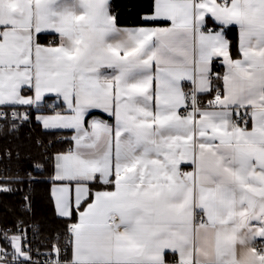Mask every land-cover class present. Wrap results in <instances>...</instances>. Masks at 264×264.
I'll return each mask as SVG.
<instances>
[{"label": "snow or ice", "instance_id": "6c2138e0", "mask_svg": "<svg viewBox=\"0 0 264 264\" xmlns=\"http://www.w3.org/2000/svg\"><path fill=\"white\" fill-rule=\"evenodd\" d=\"M139 8L0 0V264H264V0Z\"/></svg>", "mask_w": 264, "mask_h": 264}, {"label": "trees", "instance_id": "16d2710c", "mask_svg": "<svg viewBox=\"0 0 264 264\" xmlns=\"http://www.w3.org/2000/svg\"><path fill=\"white\" fill-rule=\"evenodd\" d=\"M142 0H112L117 11H119V20L124 26H133L139 24V3ZM129 7L132 8L128 11ZM234 35V34H233ZM24 167L28 166L27 157L25 156L21 162ZM16 162H12L13 171H15ZM3 164H0V173H2ZM41 179H44L43 177ZM18 187V185H17ZM21 193L15 195L0 194V220L11 222L14 217L7 212L9 207L16 205L20 201ZM34 209L35 218L43 226V234L47 235L62 227L61 223L54 215V209L47 195L46 185L41 183L34 186Z\"/></svg>", "mask_w": 264, "mask_h": 264}]
</instances>
